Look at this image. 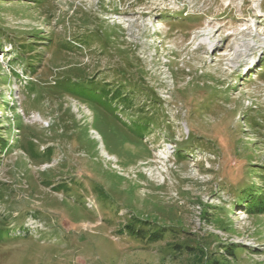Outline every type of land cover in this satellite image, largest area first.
Returning <instances> with one entry per match:
<instances>
[{
  "label": "rangeland",
  "instance_id": "obj_1",
  "mask_svg": "<svg viewBox=\"0 0 264 264\" xmlns=\"http://www.w3.org/2000/svg\"><path fill=\"white\" fill-rule=\"evenodd\" d=\"M252 184L264 0H0V264H264Z\"/></svg>",
  "mask_w": 264,
  "mask_h": 264
},
{
  "label": "trees",
  "instance_id": "obj_2",
  "mask_svg": "<svg viewBox=\"0 0 264 264\" xmlns=\"http://www.w3.org/2000/svg\"><path fill=\"white\" fill-rule=\"evenodd\" d=\"M92 82H89L87 87L85 85H81L80 83H77L75 81L70 80L69 78L65 79L62 83H60V86L63 88H68L67 90L70 91L75 97L91 101L94 103L102 102L104 99V96H107L108 98H113L114 100H117V97L124 98L126 100H123L122 103H130V99L126 97L125 95H122L119 90H115L112 93H110L108 90L110 89H97L91 87ZM137 122V121H135ZM144 122V121H143ZM143 122L138 121L137 124H140L144 127V132L147 130L146 126H144ZM145 123V122H144ZM136 136L140 137L142 136L144 138V135L137 134ZM32 141V140H31ZM31 147L34 145L32 143ZM34 148V147H33ZM51 150V149H50ZM33 157L39 156V153L33 152V149L31 148L30 151ZM44 155L49 153L51 156V151H46V153L42 152ZM39 158V157H38ZM236 202L239 204V206L244 207L246 212L249 215H262L264 214V189H259L256 187L255 184H252L248 189H240L238 190V196L236 198ZM160 235V233H153L152 236ZM211 264H219L217 261H214Z\"/></svg>",
  "mask_w": 264,
  "mask_h": 264
}]
</instances>
